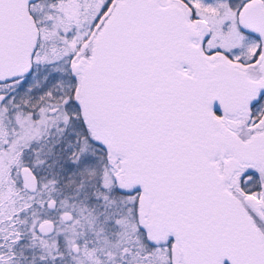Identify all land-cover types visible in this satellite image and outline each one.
<instances>
[{
	"label": "snow or ice",
	"instance_id": "1",
	"mask_svg": "<svg viewBox=\"0 0 264 264\" xmlns=\"http://www.w3.org/2000/svg\"><path fill=\"white\" fill-rule=\"evenodd\" d=\"M0 264H264V0H0Z\"/></svg>",
	"mask_w": 264,
	"mask_h": 264
}]
</instances>
